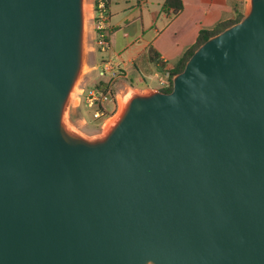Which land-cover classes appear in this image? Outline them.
Listing matches in <instances>:
<instances>
[{
	"label": "water",
	"instance_id": "1",
	"mask_svg": "<svg viewBox=\"0 0 264 264\" xmlns=\"http://www.w3.org/2000/svg\"><path fill=\"white\" fill-rule=\"evenodd\" d=\"M84 5L0 0V264H264V0L96 140Z\"/></svg>",
	"mask_w": 264,
	"mask_h": 264
},
{
	"label": "crops",
	"instance_id": "2",
	"mask_svg": "<svg viewBox=\"0 0 264 264\" xmlns=\"http://www.w3.org/2000/svg\"><path fill=\"white\" fill-rule=\"evenodd\" d=\"M183 3L182 12L172 16L171 10L164 11V0H110L107 30L110 45L107 54L93 67L99 68L109 61L123 71L122 76L117 77L116 85L123 81L124 87L129 89L128 81L131 88L159 89L149 83L158 79L161 73L153 62L148 61L151 47L164 61L174 63L195 43L202 28L212 29L229 21L235 17L236 8L242 7L247 12L246 0H183ZM123 30L128 34L120 43L118 33ZM141 79L145 86L139 85ZM81 101L82 95H79V104Z\"/></svg>",
	"mask_w": 264,
	"mask_h": 264
},
{
	"label": "rangeland",
	"instance_id": "3",
	"mask_svg": "<svg viewBox=\"0 0 264 264\" xmlns=\"http://www.w3.org/2000/svg\"><path fill=\"white\" fill-rule=\"evenodd\" d=\"M91 1L92 0H85V4L87 3L89 5V8H88V12H86L84 67L80 75V78L76 84V87L74 89L71 101L68 105L66 111V121L74 132L79 133L90 140H96L103 138L107 134L106 127H103V125L98 126V124L95 121L90 119L89 115L92 116L94 112V107H88L84 98L85 95H87L89 92L88 89L89 86H92L99 79H104V80L109 79L110 74L101 76L99 69L93 67L97 65L98 62H100L101 57L105 56L108 50L106 52H100L101 50L99 49L100 48L99 39L95 32L93 19H92L93 5ZM246 1H247V11H248L250 9L251 0H246ZM127 34L128 33L125 30L118 33V38H119L118 40L120 43H123L125 41L124 36H127ZM124 83L125 82L123 81H119L116 85V91L118 96L119 94L124 95L127 93L131 95L135 93L148 94L154 91V90L143 91L140 89L131 88L129 86L128 81H126V85H128L129 89H126L124 87ZM138 83L140 86L146 85L145 81L142 79L138 81ZM149 83L156 88L159 89L164 88L157 78L150 80ZM82 88H84L86 92L85 95H82V101L79 104V94L82 92ZM117 111L114 113V115L117 113Z\"/></svg>",
	"mask_w": 264,
	"mask_h": 264
},
{
	"label": "trees",
	"instance_id": "4",
	"mask_svg": "<svg viewBox=\"0 0 264 264\" xmlns=\"http://www.w3.org/2000/svg\"><path fill=\"white\" fill-rule=\"evenodd\" d=\"M109 4H110V0H107L108 9H109ZM163 8H164V11H166V12L171 10L172 16H176L182 12V10L184 8V3H183V0H164ZM235 11H236L235 17L230 19L229 21L222 22L212 29L202 28L200 30V33H199L195 43L192 44L191 46H189L185 50V52L180 56V58L177 61H175L174 63H168V62L164 61L160 57L158 52L156 50H154L152 47L148 51V56H149L148 61L153 62L156 69L158 71H160L161 73H165L167 71H170L171 74L174 76L176 73H178L184 69L185 64L188 61V59L190 58V56L210 36L219 33L220 31L224 30L228 26L240 21L244 17L245 12L242 9V7L236 8ZM107 39H108V37H107ZM122 72H123L122 70H119L118 77L122 76L121 75ZM116 82H117V78H113L110 76L109 79H107V80L99 79L92 86L88 87L89 90L90 89L102 90V91L108 93V96H109V100L107 102H105L104 104L99 103V104L95 105V107H94V110L100 109L103 112V115L101 117L96 118V117H94V114H92V116L89 115L90 119L95 121L98 124V126H102L104 121L107 118L113 116L117 110ZM171 89H172V83L168 87L162 88V90H165V91H171Z\"/></svg>",
	"mask_w": 264,
	"mask_h": 264
},
{
	"label": "built area",
	"instance_id": "5",
	"mask_svg": "<svg viewBox=\"0 0 264 264\" xmlns=\"http://www.w3.org/2000/svg\"><path fill=\"white\" fill-rule=\"evenodd\" d=\"M93 12L94 15L92 17L94 29L99 39V46L101 51H106L109 48V40L108 37V25L110 20V14L108 10L107 0H94L93 1ZM100 75L110 74L111 77L117 78L119 70L116 66L106 61L104 62L99 68ZM173 75L170 71L165 73L158 74V81L163 85V87H168L172 83ZM85 89L82 88V92L79 95H85ZM88 107H95V105L101 103L104 104L109 100L108 93L97 90V89H90L88 94L85 95L84 98ZM94 117L99 118L103 115V112L100 109L94 110ZM112 117V116H111ZM110 118V117H109ZM107 118L106 120H108ZM105 120V121H106ZM104 121V123H106ZM103 127L105 124H102Z\"/></svg>",
	"mask_w": 264,
	"mask_h": 264
},
{
	"label": "bare ground",
	"instance_id": "6",
	"mask_svg": "<svg viewBox=\"0 0 264 264\" xmlns=\"http://www.w3.org/2000/svg\"><path fill=\"white\" fill-rule=\"evenodd\" d=\"M88 8H89V5L86 3L84 5V10L85 12H88ZM130 97H131V94L127 93V94H119L118 96V100H119V109L117 111V113L110 117L104 127H106V131L109 132V130L114 126V124L116 123V121L119 119V117L122 115L128 101L130 100Z\"/></svg>",
	"mask_w": 264,
	"mask_h": 264
}]
</instances>
